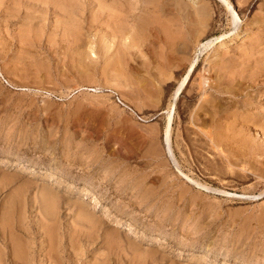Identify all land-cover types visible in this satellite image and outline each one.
I'll return each instance as SVG.
<instances>
[{"label":"rangeland","instance_id":"374dc122","mask_svg":"<svg viewBox=\"0 0 264 264\" xmlns=\"http://www.w3.org/2000/svg\"><path fill=\"white\" fill-rule=\"evenodd\" d=\"M224 1L0 0V264H264V0Z\"/></svg>","mask_w":264,"mask_h":264},{"label":"bare ground","instance_id":"6f19581e","mask_svg":"<svg viewBox=\"0 0 264 264\" xmlns=\"http://www.w3.org/2000/svg\"><path fill=\"white\" fill-rule=\"evenodd\" d=\"M224 1V0H223ZM225 2V1H224ZM227 2V1H226ZM107 4V3H106ZM225 4V3H224ZM227 4V7L229 8V11H230V14L232 15V20H233V23L236 21V19H237V17H236V15H235V13H234V11H232L231 10V8H232V6H231V3L230 2H228V3H226ZM225 4V5H226ZM141 9V8H140ZM199 12V11H198ZM203 12V11H202ZM206 12V11H205ZM204 13V12H203ZM202 13V14H203ZM202 17V16H201ZM194 30V29H193ZM184 39V41L183 42H186V40H187V36H185V38H183ZM82 42V41H81ZM182 42V41H181ZM183 46H185V45H183ZM183 49V48H182ZM186 49V48H185ZM176 52V51H175ZM177 57V56H176ZM201 77V85H203L204 86V90L206 91V89H205V87L207 86L208 87V89L210 88H212V85H211V83H209V79L208 78H206V77H204V76H202V75H200ZM264 81V80H263ZM198 84V83H197ZM255 84V83H254ZM258 86V85H257ZM200 88H201V86L200 87H198V90H200ZM214 88V87H213ZM205 93V92H204ZM261 93V92H260ZM201 94V93H200ZM210 94V93H209ZM260 95V94H259ZM211 96V95H210ZM214 98V97H213ZM217 98V97H216ZM231 98V97H230ZM235 98V97H234ZM211 100V99H210ZM215 100V99H214ZM207 101V100H206ZM234 101V100H233ZM203 102V101H202ZM232 102V101H231ZM239 102V101H238ZM213 103V102H212ZM220 103V102H219ZM226 103V102H225ZM236 104V103H235ZM220 105V104H219ZM187 106V105H186ZM194 106V105H193ZM213 107V106H212ZM226 107V106H225ZM225 107L223 108V109H221V110H224L225 109ZM198 107H196V109H197ZM231 108V107H230ZM252 108V107H251ZM183 110V109H182ZM194 110V111H193ZM192 110V105L190 106V107H186V109L184 110L185 112H184V118L185 119H188L189 117H191V113L192 114H194V112H195V109H193ZM227 110V108L224 110V111H226ZM229 110V109H228ZM197 111V110H196ZM198 112V111H197ZM205 112V111H204ZM211 112H214L213 110L212 111H210V113ZM227 112V111H226ZM229 112V111H228ZM221 113H222V111H221ZM221 113L219 114V115H221ZM225 113V112H224ZM234 113V112H233ZM232 114V113H231ZM196 115V114H195ZM194 115V116H195ZM212 115H213V113H212ZM211 115V116H212ZM216 115V114H215ZM218 115V114H217ZM214 116V115H213ZM223 116V115H222ZM226 116V115H225ZM227 117H229V113H228V116ZM227 117H225V118H227ZM219 118V117H218ZM218 118H215V119H218ZM221 118V117H220ZM224 118V119H225ZM228 119V118H227ZM230 119V118H229ZM197 120V119H196ZM195 120V121H196ZM198 121V120H197ZM215 121H217V120H215ZM222 121V120H221ZM221 121H219V122H221ZM203 122V121H202ZM228 122V121H227ZM261 122V121H260ZM211 123H213V122H211ZM224 123V122H223ZM192 124V123H191ZM202 125V124H201ZM216 125V124H215ZM223 125H226V124H223ZM244 125V124H243ZM221 126V125H220ZM218 127V126H217ZM217 127H214V129L216 128L217 129ZM222 127V126H221ZM220 127V128H221ZM228 127L230 128V126L228 125ZM246 127V126H245ZM201 128V127H200ZM252 128V127H251ZM258 128V127H257ZM261 130H262V133L264 134V125L263 124H261V127H259ZM214 129H211L212 131L211 132H213V130ZM259 129V130H260ZM233 130V129H232ZM256 130V129H255ZM208 131V130H207ZM209 131H210V129H209ZM209 131H208V133H209ZM258 130H256V132H257ZM194 132V131H193ZM205 132V131H204ZM210 132V133H211ZM221 131H219V132H213V133H216V134H204L205 135V137H206V139L208 140V143L207 142H203L204 144H201L200 145V147L201 148H203V149H207V148H210V152L211 151H214L215 152V150L214 149H218V152H220V147L223 145V142H224V140H225V137L223 136V134H221L220 133ZM226 132H228V131H226ZM238 132V131H237ZM237 132H235V133H237ZM168 133H169V131H168ZM167 133V137H166V142H167V145H168V148H169V150H171V148H170V135ZM192 134V133H191ZM233 134H234V132H233ZM238 134H239V132H238ZM228 135V134H227ZM232 135V134H231ZM263 136V135H262ZM230 137V136H229ZM232 137V136H231ZM234 137V136H233ZM235 138V137H234ZM190 141V140H189ZM228 141V140H227ZM202 142V141H201ZM262 143V142H261ZM193 145L195 146V147H198L199 148V141H197V140H195V138L193 139ZM204 146H206V147H204ZM197 148V149H198ZM193 149V148H192ZM237 150V149H236ZM208 151V150H207ZM223 153V152H222ZM218 156V155H217ZM224 156V155H223ZM216 169V168H215ZM252 175V174H251ZM13 243V242H12ZM13 246V245H12ZM16 246V245H15ZM12 249V248H11ZM14 249H17L16 247L14 248ZM20 249V248H19ZM17 251H18V249H17ZM17 251L15 252V250H14V252L15 253H17ZM20 251V250H19ZM18 251V252H19ZM20 253V252H19ZM18 253V254H19ZM21 254V253H20ZM8 255V254H7ZM14 255V254H13ZM17 256V255H16ZM18 256H20V255H18ZM12 257V256H11ZM15 257V256H14ZM17 258H19V257H17ZM21 258V257H20ZM16 259V258H15ZM14 260V259H13ZM17 261H18V259H17ZM11 263V262H10ZM9 264V263H8Z\"/></svg>","mask_w":264,"mask_h":264}]
</instances>
